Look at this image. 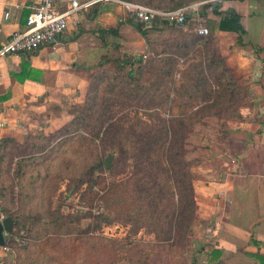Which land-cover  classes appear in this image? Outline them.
Listing matches in <instances>:
<instances>
[{
	"label": "rangeland",
	"instance_id": "1",
	"mask_svg": "<svg viewBox=\"0 0 264 264\" xmlns=\"http://www.w3.org/2000/svg\"><path fill=\"white\" fill-rule=\"evenodd\" d=\"M201 1L206 0L185 6ZM204 10L201 7L193 17L196 27L206 26L209 34L202 39L200 50L190 52L193 62L190 58L183 61L176 53L181 39L191 36L192 29L184 26L172 25L159 35H150L141 51L136 46L129 52L121 44L110 55L112 63L96 65L93 71L82 68L78 85L49 100L51 106L33 118L37 121L34 134L3 143L0 210L20 223L10 235L11 251L4 253L9 264H205L199 261L218 258L210 248L215 246L212 220L197 200L190 240L189 234L173 240L168 232L183 227L179 222L173 228L167 216L176 205L182 210L186 202L181 196L182 183L178 186L172 176L180 166L165 163L169 176L163 175L153 188L147 185L154 197L162 198L158 213L163 222L150 227L144 224L150 207L136 186L133 158L139 148L135 141L144 126L148 133L184 135L182 147L192 161L194 182L210 185L217 181L223 161L229 159L228 140L250 117L245 80L231 72ZM126 55L143 57L144 64L121 70L115 60ZM193 64L194 72L183 71ZM126 70L135 78L129 79ZM78 115L87 123L78 122ZM215 149L222 155L216 156ZM109 155L112 169L105 168L102 176L108 185L113 184L118 205H106L96 194L100 186L91 191L85 185L73 193L84 167ZM186 170L180 171L183 182ZM136 176L140 178L141 173Z\"/></svg>",
	"mask_w": 264,
	"mask_h": 264
},
{
	"label": "crops",
	"instance_id": "2",
	"mask_svg": "<svg viewBox=\"0 0 264 264\" xmlns=\"http://www.w3.org/2000/svg\"><path fill=\"white\" fill-rule=\"evenodd\" d=\"M161 1L171 3V0ZM39 2L0 0V45L14 32L25 29L28 16ZM215 6H218L217 12L213 8ZM215 6L206 9L209 13L207 24L213 26L216 45L222 49V54H226L231 72L245 80L251 112L228 140L229 159L223 161L217 181L210 182V185L195 182L198 206L205 208L204 212L212 220L215 246H210L211 253L220 251L216 260L209 257L199 262L258 264L249 253L264 256V50H261L264 48V0H227ZM231 12L241 17L246 30L243 43H239L238 34L217 29L222 17ZM193 16L190 14L184 25L185 29H192L191 36L183 37L181 44L175 47H178L176 53L183 61L192 59L190 52L200 50L202 39L208 36L198 34L201 26L196 27ZM126 17L118 4H96L72 17L68 30L54 45L42 46L19 58L0 60V152L5 141L34 134L37 121L33 118L40 110L51 106L49 100L78 85L82 68L93 71L105 57L112 55V51L120 50L121 44L129 52L136 46L141 51L145 41L148 44ZM167 27L172 25L161 27V30L153 28L149 37L159 35ZM111 28L118 29L119 37L107 32ZM132 39H138V42L134 43ZM130 58L138 61L141 57L126 55L121 59L127 61ZM195 67L194 64L188 65L183 71L194 72ZM25 68V79L15 78L13 81V75H22ZM200 73L201 68L198 75ZM221 153L215 149L216 156H221ZM1 216L4 215L0 212ZM4 253L7 252L0 251V264H9Z\"/></svg>",
	"mask_w": 264,
	"mask_h": 264
},
{
	"label": "trees",
	"instance_id": "3",
	"mask_svg": "<svg viewBox=\"0 0 264 264\" xmlns=\"http://www.w3.org/2000/svg\"><path fill=\"white\" fill-rule=\"evenodd\" d=\"M124 1H130L135 2V0H124ZM145 5L151 6L153 8L159 9V10H168V9H177L184 7L187 3L193 2L194 0H171V3L167 4L165 2H162L161 0H143ZM140 3V2H139ZM147 3V4H146ZM208 7H204L206 10ZM215 12H217L218 6L213 7ZM204 10V12H205ZM204 12L202 14H204ZM129 23L134 24L138 31L144 36L147 41H149V34L150 31L154 29H159L166 27L169 23L162 20H155L152 27H148L143 23L137 22L133 17L128 18L127 20ZM161 26V27H159ZM217 29L224 32H233L239 35V43H243V36L246 34V30L241 24V17L235 12L227 13L224 17H222V20L217 26ZM107 32L112 33L114 36L119 37V31L116 28H111L107 30ZM116 48H119L118 45H116ZM261 50H264L261 49ZM114 59L110 56L105 57L100 67L112 63ZM115 64H117L118 68L123 70L127 66H129L131 69L135 65H142L144 64L143 57L139 58L138 61H136L135 58H130L127 61H124L123 59L115 60ZM26 68L22 72V75H13L12 80L14 79H22V81L25 79L26 75ZM126 75L129 79H134V73L133 72H126ZM2 100V97H0V101ZM76 120L78 122L87 123L83 117L80 115L77 116ZM75 121V122H77ZM167 124H163L160 128L166 126ZM180 127H183L184 124L178 123ZM144 132H141L138 135L137 140L135 141V144L139 147L138 150L134 153V167L136 169V175L138 173H141L140 178H138L135 175L136 180V186H138V191H143L144 194V201L147 200L148 206L150 207V211L147 212L146 216L143 218L144 224L146 226H157L160 223H162V219L160 218V214L158 213L159 205L162 201V198L159 194H156L154 197V194L148 190L147 185L151 184V188L155 186V183L160 182L162 180V176L165 175V177H168V169L167 165L165 163L169 164L170 166H180L179 170L173 171V175H175L174 180L176 184L179 186V184L182 183L181 192L183 193L181 196L185 199V204L182 208V210L177 209V205L174 206L173 211L169 213L170 216V224H172V227H175V224L177 225L179 222H182L183 225L182 228L175 227L173 231L169 234H172V239L175 240L176 237H179L180 239L184 238L189 234L188 239L190 240L191 233H192V223L194 221V216L197 211V203H196V193H195V182H194V175L191 172L192 168V161H188L186 158V150L182 146H184V135L180 134H172V136L168 137L163 132L158 131V133H148V127L144 126ZM152 128V127H150ZM191 131V130H190ZM86 139L85 137H83ZM11 140V139H10ZM9 141V140H8ZM7 143V141H5ZM170 146V147H169ZM183 167L188 169L186 170L185 176L187 179L183 182L180 178L182 174L180 173L181 170H183ZM106 168V163L104 157H101V159L96 160V163L93 165H89L84 167V172L80 174V178L78 179V182L75 184V186L71 189L73 193H76L77 191H80L85 185L91 190H97V187L100 186V189L94 192H96L97 195H100V198L102 200L105 199L106 205L108 206L109 203L111 205H118V198L115 197V193L111 190L114 186L107 184V179H105L102 176V172H104ZM177 172H179V177L177 178ZM147 178V181H144V178ZM180 192V193H181ZM117 193V191H116ZM180 204L182 202L179 201ZM106 206V207H107ZM1 213L6 212L5 210H0ZM158 214L155 218V215ZM183 215L185 217L182 219ZM11 216L10 214H6V217ZM182 219V220H181ZM15 220V227L20 225L17 218L14 217ZM153 230V229H152ZM172 230V229H171ZM14 231L12 232V234ZM136 234V233H135ZM159 236V235H158ZM183 239V240H184ZM214 257L217 258L220 255V251H214L213 252ZM249 255L253 258H255L258 261V264H264V256L260 254H251ZM220 263V262H219ZM218 263V264H219Z\"/></svg>",
	"mask_w": 264,
	"mask_h": 264
},
{
	"label": "built area",
	"instance_id": "4",
	"mask_svg": "<svg viewBox=\"0 0 264 264\" xmlns=\"http://www.w3.org/2000/svg\"><path fill=\"white\" fill-rule=\"evenodd\" d=\"M227 0H206L187 5L177 9L159 10L151 6L124 0H40L27 18L23 31L14 32L11 38L0 45V60L19 58L25 54L33 53L45 45H54L70 25V19L80 12L89 9L99 3H115L122 7L128 17H133L137 22L151 27L155 20L159 19L167 23L182 27L188 21L190 14L197 13L201 7L211 9V4L221 3ZM9 16V13L6 14ZM198 34L207 36L209 29L201 26ZM235 163V162H233ZM5 216L0 217L2 221ZM10 235L5 237V244L0 246V251H11Z\"/></svg>",
	"mask_w": 264,
	"mask_h": 264
},
{
	"label": "water",
	"instance_id": "5",
	"mask_svg": "<svg viewBox=\"0 0 264 264\" xmlns=\"http://www.w3.org/2000/svg\"><path fill=\"white\" fill-rule=\"evenodd\" d=\"M112 155H109L105 162H106V168L110 171L112 169L111 165ZM15 225V220L11 217H5L2 221H0V246H3L5 244V237L8 234H11L13 232Z\"/></svg>",
	"mask_w": 264,
	"mask_h": 264
}]
</instances>
